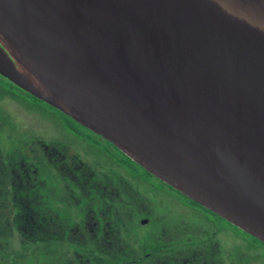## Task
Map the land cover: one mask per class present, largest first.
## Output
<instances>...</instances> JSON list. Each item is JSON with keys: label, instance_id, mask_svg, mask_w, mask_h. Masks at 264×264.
I'll use <instances>...</instances> for the list:
<instances>
[{"label": "water", "instance_id": "water-1", "mask_svg": "<svg viewBox=\"0 0 264 264\" xmlns=\"http://www.w3.org/2000/svg\"><path fill=\"white\" fill-rule=\"evenodd\" d=\"M0 77L264 244V0H0Z\"/></svg>", "mask_w": 264, "mask_h": 264}, {"label": "rangeland", "instance_id": "rangeland-1", "mask_svg": "<svg viewBox=\"0 0 264 264\" xmlns=\"http://www.w3.org/2000/svg\"><path fill=\"white\" fill-rule=\"evenodd\" d=\"M1 106L6 114L11 118L13 124L15 125V130L12 132L8 127L0 124V236L2 235L0 241L2 242V240H5L7 246L12 248V252H19L21 247L29 244H51L53 246L50 250L36 252L32 255V257L29 256L24 259L25 261L21 263L18 262V264H79L81 260L73 258L71 253L66 252L72 251L75 247H77V242H74L76 240L75 236H71L72 238L64 239V241L62 240L63 242L57 243L52 241L50 238H39V233L46 231L50 225L44 226L43 228H40L39 226L37 227V225H35L28 216V214L31 213L26 209V206H12L11 208L10 195L17 194V196H19V191L24 189L25 191L21 192L22 194H20V197H25L24 204L27 206H34L35 208L41 206L39 209L45 211L47 201L51 200L52 202L49 203L52 204V206H56L54 202L59 201V203L62 202L67 204V206H60V203L58 204L59 207H69V209L75 211L77 207L75 205V200H71L69 196L72 195V193L62 191L64 187L60 189L61 183L59 184L53 178H51V182L58 184L59 187L51 186L50 180L45 179L48 172H50L51 176L56 174V172L54 173L52 171L55 169L54 166L56 165L45 161V158L42 156L43 153L39 152V146L35 145L37 142L40 144L41 151H43L41 141L44 144L47 143L48 145L51 144L50 142H57L60 145V149L64 150L61 151V154L65 155V158H69V162L67 163L64 161L62 166H67L70 163L77 161L90 164L91 160L101 162L103 159L99 154L93 151L94 145L92 144L91 139L81 141L74 135L70 134L68 132L70 124L68 125L65 123L45 106L39 105L38 103H36L35 106L25 104L22 105L8 97H5V99L1 101ZM26 107L29 108L26 109ZM55 118H57V120ZM65 138H67L70 142ZM39 159L43 160L39 162ZM50 166H52L51 170ZM91 168L94 169L91 171L90 175L99 177H102V174L106 171L113 172L108 170L107 167L97 164L96 162L92 163ZM115 171L119 170L115 169ZM11 172L13 177L10 181V175H12ZM88 172L89 171H84L86 175ZM56 176L60 177L59 179L61 181L65 179L66 182L64 184L70 190H74L72 187L75 189L78 187L79 191H82V189L83 191H86L87 189L81 187L89 181V176L85 177L80 174L76 181L73 177L74 174H69V172H66L65 170L61 173H57ZM18 177L19 179H17ZM68 177L71 180H69ZM20 178H28V181L24 188L20 189L18 186L17 189L16 184H22ZM98 180L99 181L97 183L94 181L91 182V190L100 192L101 188L109 187L104 184L103 180ZM119 180V177H113L112 183L115 181L118 182ZM12 181H14V185L11 186L10 182ZM82 196L83 203H85L89 196L86 194ZM121 196L128 199V195L125 193H122ZM157 196V203L152 204V206H145L143 208V212L138 208H135L139 206H137V203H133L134 200H132V203L129 206H122L118 203V201H116V206H121L123 209H119V211L115 210L116 217L114 219V223L123 227L120 228V230H122L120 234L121 237L114 233L108 235L107 238L108 241L111 242V245L109 247L107 246V249H104L105 251H108V253L104 255L105 257L115 260L117 258V260H119V258L112 253L114 252L115 254H119L115 252L116 249L113 246L119 244L120 242H122V248L124 249L140 250V243H136L137 240H135L133 236L134 234L132 233L134 229L137 231V235L141 238L142 248L143 245L145 247L151 246V244L155 243L154 239H158L159 241V238L175 240V242L183 240L195 242L194 240L196 239V236L193 234V232H196L194 231L195 228L191 227L187 229V227H185V229L182 225L183 223L180 221H186L189 218V220H192L193 218L201 219L205 217L211 220L214 219L213 216L206 214V212L200 209L178 206V202L182 203V201L174 192L165 191L164 193H158ZM20 203V199H18L16 204L19 205ZM92 203L95 210L101 209L104 213L111 211V208L106 207L97 196L93 197ZM48 207L49 206H47V208ZM87 209L88 212L93 211V209L88 206H82L80 208V220H83V214H86L85 210ZM139 211L142 212L145 217L141 218ZM105 216L106 215L104 214V217L102 216L101 220H103ZM72 218L73 217L69 212H66L62 217L64 222H70ZM107 219H111V222H113L112 218ZM144 220H148L146 227L136 226V224L140 226V223ZM84 224L85 227H79L78 229L81 231H87V222H84ZM72 226L75 225L73 224ZM129 226L131 227V231L129 230ZM201 226L202 230L198 233L200 234V238L202 237L206 240L212 238V234H214L213 229L210 228L212 226H205L202 224ZM220 226L223 227L225 225L220 221ZM170 228H173L174 232L168 231ZM11 230L13 233H11ZM48 231L50 232L51 230L48 229ZM106 233L102 235H106ZM235 235L238 236L235 231L231 232L226 229L220 236L212 239V242L219 241L220 247L218 251L212 253L210 258H203L197 263L187 260L186 263L198 264L200 262L199 264H220V262L218 263L217 261L220 260L222 264H224V252H229L231 248L237 249L238 254L243 257L251 256L250 254H247V247L243 245L239 239H236ZM245 240L248 242L246 237ZM0 250L2 251V246H0ZM110 250L112 252H110ZM140 254V252H137L136 257L140 256ZM255 255L257 257L258 253ZM183 258L184 257L174 258L172 260V264H184ZM240 258L241 257L235 253L232 263L243 264ZM5 260L6 257H0L1 264H3ZM10 261H12L11 258ZM102 263L103 262L98 261L92 264Z\"/></svg>", "mask_w": 264, "mask_h": 264}, {"label": "flooded vegetation", "instance_id": "flooded-vegetation-1", "mask_svg": "<svg viewBox=\"0 0 264 264\" xmlns=\"http://www.w3.org/2000/svg\"><path fill=\"white\" fill-rule=\"evenodd\" d=\"M97 136V135H96ZM99 137V136H98ZM67 139V138H65ZM68 140V139H67ZM81 141H84V139H79ZM69 141V140H68ZM92 144L94 145L93 151L99 154L102 157V161H96L91 160L90 164H85L82 161L72 162L67 166H62L63 162L66 161L69 162V158H65L66 156L61 154V151H64L60 149V145L57 142H50L51 144L47 145L44 144L42 141V150L40 149L39 142L35 143V145L39 146V152H42L43 158H45V161L47 163H53L54 168L52 171L56 174L52 175L50 172H48V175L45 177L46 180H50L51 186L59 187L58 184L52 183L51 178H53L56 182H58L61 185L62 191L64 192H71L72 195L70 196L71 200H75V205L77 206L75 211H72L69 209V207H59L58 204L61 203L60 206H67V204L62 203L59 201H55L54 204L56 206H52L49 202H52L51 200L47 201V208L46 210H40L39 208L41 206H38L35 208L34 206H27L24 204L25 197H20L22 194L21 192H24L25 190L19 191V196L17 194H11L10 197V207L12 206H26V209L29 210L31 214H28V216L31 218V220L34 222L37 227L40 228L50 225L48 229L51 231L49 232L48 229L46 231H42L39 233V238H50L55 243L57 242H63L64 239H70L75 236V241L77 242V247L74 248L72 251H66L68 253H71L73 258L81 260L79 264H92L98 261L103 262L102 264H172V260L174 258L178 257H184V264H187L186 261L190 260L194 263H197L199 260L201 261L203 258H210L212 256V253L219 250L220 242L219 241H213L212 239L214 237L220 236L222 232H224L226 229L228 231H235L238 236L235 235L236 239H239L243 245L247 247V254H250L249 257H243L242 255L238 254L237 249H232L231 252H224V264H233L232 259L234 257V254L236 253L239 255L240 260L243 264H264V246L256 245L251 239L246 237L245 235L240 234L237 231V228L230 225L229 223L225 221L222 222L221 220H218L217 218H214L213 220L209 218H201V219H192V220H182L180 221L183 223L182 225L187 227V229L194 227L196 232H193V234L196 236L195 242L191 241H180L175 242V240H168L164 238L154 239L153 244L151 246H144L142 248V242L141 238L137 235V231L134 229L132 233L134 234L135 240H137L136 243H140V250H134V249H124L122 248V242L119 244L114 245L113 247L116 249V253H112L113 255L117 256L119 260L110 259L108 257H105L104 255L108 253V251H105L104 249H107V246L109 247L111 245V242L108 241V235L109 234H117L121 237V231L120 228L123 227L119 224L114 223L115 219V212L122 210L121 206H116V201L120 203L122 206H129L132 203H137L139 207V210L142 212L144 211L145 206H152V204L157 203L158 193H164L165 191H171L175 194L176 191L173 190L171 187L167 186L166 184L160 182L153 176H146L143 175L141 171L139 172H132L127 171L125 167L120 163L121 159L115 154L114 152V146H111V144H106L105 140L102 138H91ZM70 142V141H69ZM72 145V144H71ZM114 147V148H113ZM43 159H39V162H41ZM78 160V159H77ZM96 162L97 164H100L104 167H107L108 170L113 171L109 172L106 171L104 174H102V177L90 175L91 171L94 168H91L92 163ZM46 164V163H43ZM48 166V164H47ZM49 167V166H48ZM52 169V166H50V170ZM115 169L119 171H115ZM58 170V171H56ZM65 170L66 172H69V174H74V178L77 181L78 176L82 174L85 177H88L89 181L85 183V185H82L81 188L86 189V191L82 189V191H79L78 187L74 190H70L67 188V186L64 184L66 182L65 179L62 181L59 179L60 177H57V173H61ZM84 171H89L86 175ZM12 174V172H11ZM149 174V173H148ZM13 177V174L10 175V181ZM16 177V176H14ZM20 177V176H19ZM19 177L17 179H19ZM62 177V176H61ZM64 177V176H63ZM113 177H119L120 180L117 182L112 183ZM25 178V177H24ZM20 178V181L22 184H16V188L18 189V186L20 189L24 188L27 184L28 178L24 179ZM69 178V177H68ZM101 179L103 180L104 184L109 187H104L100 189L99 191L91 190V182H98ZM69 180H71L69 178ZM10 185H14V181L10 182ZM68 193V194H69ZM122 193H125L128 195V199L121 196ZM86 194L89 196V198L86 200L85 203H83V196ZM100 194V195H95ZM178 197H180V200L182 203L178 202V206H186L188 208H197L196 206H201L199 204H196L194 202L186 201L184 198H182L179 194H177ZM97 196L98 199L108 208H111V211L102 212L101 209L95 210L93 207V197ZM109 197V198H108ZM20 199V204L17 205L16 201ZM130 200V202H129ZM26 201V200H25ZM82 206H88L93 209V211H89L88 209L85 210L86 214H83L82 219L81 218V212L80 208ZM116 210V211H115ZM201 210V209H200ZM69 212L72 217V220L70 222H64L62 219L63 215ZM140 212V211H139ZM140 212L141 218L145 217V215ZM105 216V220H101V217ZM32 216V217H31ZM112 218L113 222H111ZM133 218V217H131ZM204 219V220H202ZM79 221V222H78ZM220 221L224 223L225 226H220ZM84 222H87L88 230L87 231H81L78 228L79 227H85ZM135 222V221H134ZM193 223V224H192ZM75 226H72V225ZM104 224V225H103ZM136 224V223H135ZM148 224L147 221H142L140 223V226L136 224L137 227H146ZM202 225L205 226H212L210 227L213 229L212 238L206 240L204 238H200V231L202 230ZM134 226V225H133ZM132 226V227H133ZM220 227V228H219ZM186 229V228H185ZM84 230V229H83ZM129 230L131 231V227L129 226ZM239 230V229H238ZM170 232H174L173 228H170L168 230ZM107 232V233H106ZM11 233L13 231L11 230ZM106 233V235H102ZM244 233V232H243ZM72 236V237H71ZM245 237L248 239V242L245 240ZM63 238V239H61ZM106 238V239H104ZM244 238V239H243ZM63 240V241H62ZM108 241V242H106ZM135 242V241H133ZM263 244V243H262ZM46 245V244H45ZM47 246V245H46ZM92 246V247H91ZM53 248V246L48 244V247L43 249L42 252L50 250ZM104 252V254H103ZM110 252H112L110 250ZM137 252H140V256H137ZM256 253H258V256L256 257ZM120 255V256H119ZM218 263L222 264L220 260H217ZM200 263V262H199ZM198 263V264H199Z\"/></svg>", "mask_w": 264, "mask_h": 264}, {"label": "trees", "instance_id": "trees-1", "mask_svg": "<svg viewBox=\"0 0 264 264\" xmlns=\"http://www.w3.org/2000/svg\"><path fill=\"white\" fill-rule=\"evenodd\" d=\"M5 97H8V98L12 99L13 101H16L22 105L25 104V105H29V106H32V105L35 106V104L38 103L39 105L45 106L47 109L51 110L54 114H56L59 118H61L65 123H67L68 125L70 124L69 125L70 127H68L69 128L68 132L70 134L74 135L75 137H77L78 139L89 140L91 138H99L98 136H96L92 132L86 130L85 128H83L82 126H80L79 124H77L76 122L71 120L69 117L62 114L61 112L55 110L54 108L46 105L43 102L35 99L34 97H32L29 94L20 90L18 87H16L15 85L10 83L9 81L0 77V124L8 127L10 129V131H12V132H14V130H15V125L13 124L11 118L6 114V112L4 111V109L1 106V101L3 99H5ZM27 108H29V107H26V109ZM55 119L57 120V118H55ZM106 144H109V142H106ZM111 146H113V145L111 144ZM113 150H114L115 154L121 159L120 163L123 165V167H125V169L127 171H132V172L141 171L143 175L151 176L145 170H143L140 166H138L137 164L132 162L129 158H127L118 149L114 148ZM176 193L179 194L178 192H176ZM179 195L182 198H184L186 201H190L187 198H185L184 196H182L181 194H179ZM190 202H192V201H190ZM196 207H198L202 211L206 212V214L211 215L214 218H217L218 220H221L222 222L225 223L224 220H222L218 216L214 215L210 211L202 208L201 206H196ZM237 231L240 234L245 235L246 237L251 239L256 245L264 246V244L257 241L256 239L252 238L251 236L243 233L242 231H240L238 229H237ZM1 237H2V235L0 236V240H1ZM46 245L45 244H31V245L29 244L27 246L21 247L19 252H12L11 251L12 248L7 246L5 240H2V242L0 241V246H2V251L0 250V257L1 256L6 257V260L3 264H18V262L21 263V262L25 261L24 259H26L27 257H29V256L32 257V255H34L36 252H38V251L42 252L43 249L48 247V244H46ZM10 258L12 261H10ZM0 264H1V262H0Z\"/></svg>", "mask_w": 264, "mask_h": 264}]
</instances>
